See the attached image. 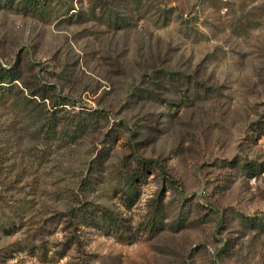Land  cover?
I'll list each match as a JSON object with an SVG mask.
<instances>
[{
	"label": "rangeland",
	"instance_id": "374dc122",
	"mask_svg": "<svg viewBox=\"0 0 264 264\" xmlns=\"http://www.w3.org/2000/svg\"><path fill=\"white\" fill-rule=\"evenodd\" d=\"M0 221V264H264V0H0Z\"/></svg>",
	"mask_w": 264,
	"mask_h": 264
},
{
	"label": "trees",
	"instance_id": "16d2710c",
	"mask_svg": "<svg viewBox=\"0 0 264 264\" xmlns=\"http://www.w3.org/2000/svg\"><path fill=\"white\" fill-rule=\"evenodd\" d=\"M9 85L11 84L9 83ZM33 95H38L40 104L38 103L37 100L34 99ZM43 98L44 96L41 94L39 95L38 93H32L29 94L28 96L23 95L19 105L27 109H32V108L34 109L36 105V109L38 108L39 111H37L34 114V118H37V124L39 129H42V132H44L45 134H50L51 140L55 142H60V141L65 142L72 140L74 137L75 138L77 137L78 131L81 132L82 129L86 127L85 122H83L81 118H77L76 116H74L69 122V119L67 118V113L62 111L52 110L49 112L50 113L49 116H47V113L44 110L45 105ZM140 159L143 160V158ZM144 160L150 161L149 159H144ZM128 179H129L128 184H130V182L133 183V179L131 175L128 176ZM130 196L131 195L129 194L128 197ZM81 216H82L81 222L84 224H87L89 222H94L92 217L93 215L91 213L90 214L81 213ZM2 228L7 231L11 230V228L6 227L5 225H3Z\"/></svg>",
	"mask_w": 264,
	"mask_h": 264
}]
</instances>
